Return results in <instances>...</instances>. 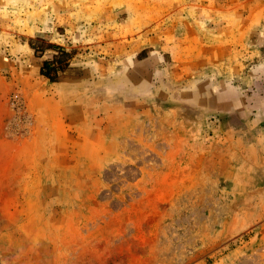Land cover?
<instances>
[{
    "label": "rangeland",
    "instance_id": "rangeland-1",
    "mask_svg": "<svg viewBox=\"0 0 264 264\" xmlns=\"http://www.w3.org/2000/svg\"><path fill=\"white\" fill-rule=\"evenodd\" d=\"M0 264H264V0H0Z\"/></svg>",
    "mask_w": 264,
    "mask_h": 264
},
{
    "label": "trees",
    "instance_id": "trees-1",
    "mask_svg": "<svg viewBox=\"0 0 264 264\" xmlns=\"http://www.w3.org/2000/svg\"><path fill=\"white\" fill-rule=\"evenodd\" d=\"M28 44L36 55L44 54L49 50L55 52L51 59L43 62L40 76L50 83H57L60 76L70 68L74 52H69L61 46L51 44L41 37L29 39Z\"/></svg>",
    "mask_w": 264,
    "mask_h": 264
}]
</instances>
